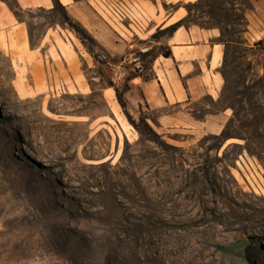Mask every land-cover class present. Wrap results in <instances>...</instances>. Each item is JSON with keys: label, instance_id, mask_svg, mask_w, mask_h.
Instances as JSON below:
<instances>
[{"label": "rangeland", "instance_id": "obj_1", "mask_svg": "<svg viewBox=\"0 0 264 264\" xmlns=\"http://www.w3.org/2000/svg\"><path fill=\"white\" fill-rule=\"evenodd\" d=\"M187 8L190 22L243 38L227 51L219 99L194 104L197 121L228 110L221 129H164L159 112L127 104L125 82L98 63L103 50L59 6L16 11L32 46L65 28L96 65H80L92 78L84 89L23 94V74L0 45V264H264V37L248 38L250 0ZM168 33L134 52L147 78ZM59 61L52 49L49 70ZM105 87L125 107L117 96L113 110Z\"/></svg>", "mask_w": 264, "mask_h": 264}, {"label": "crops", "instance_id": "obj_2", "mask_svg": "<svg viewBox=\"0 0 264 264\" xmlns=\"http://www.w3.org/2000/svg\"><path fill=\"white\" fill-rule=\"evenodd\" d=\"M14 1L19 11H51L55 6L54 0ZM198 1L59 0L69 16L84 27L105 53L108 60L98 63L108 70L115 83L125 82L127 104L157 111L156 119L164 129L186 133L210 131L215 125L221 129L230 116L228 110L206 113L199 121L195 116L199 112L195 103L205 97L217 101L221 95L224 80L220 69L225 54L224 46L215 41L220 35L217 28H202L194 23L181 25L190 14L187 5ZM250 3L251 9L245 13L248 38L262 39L264 0H250ZM176 24L173 31L155 43L170 48L172 56L155 55L148 62L151 75L146 78L141 74L145 70L143 62L133 57L135 50L147 46L157 30ZM73 38L70 30L59 31L54 27L47 29L41 43L32 46L25 21L0 0V45L23 74L19 83L21 93H28V87L37 95L59 84L76 91L90 85L92 78L82 73L80 65L95 67L96 62ZM52 49L60 59L56 62L58 72L61 65L66 72L49 70L46 63ZM101 91L113 104L112 109L117 110L115 88L105 87Z\"/></svg>", "mask_w": 264, "mask_h": 264}, {"label": "trees", "instance_id": "obj_3", "mask_svg": "<svg viewBox=\"0 0 264 264\" xmlns=\"http://www.w3.org/2000/svg\"><path fill=\"white\" fill-rule=\"evenodd\" d=\"M3 1H5V0H3ZM55 1V5H57V6H59L63 11H64V13H65V16H66V18L68 19V20H70V21H73L74 23H75V30H76V32L77 33H79L80 35H83V36H85L84 38H87V39H90L91 41H93L94 43H96L97 44V42L89 35V33L84 29V27L79 23V22H77V21H75V20H73L70 16H69V14L67 13V11H66V9H65V7L59 2V0H54ZM200 1H202V0H200ZM8 5H9V7L15 12V14H16V11L18 10L17 9V6H16V4H15V1H14V5H11V4H9L7 1H5ZM54 8H55V6H54ZM53 8V9H54ZM52 9V10H53ZM190 15H191V12H190V14H189V16H188V18L185 20V22H183V23H181V25H187V24H189V23H192V22H190ZM243 20L245 21V22H247V19H246V17H245V14L243 15ZM194 24H197V25H199L198 23H194ZM178 24H176V25H173V26H171L169 29H170V32L171 31H173L175 28H176V26H177ZM199 26H201V25H199ZM202 28H206V27H203V26H201ZM209 28H216V27H209ZM246 29H247V26H246ZM247 31V30H246ZM220 39V40H217V39ZM215 41L217 42V43H219V44H222L223 46H224V48H225V54H224V59H223V63H222V66H221V69H220V73L222 74V76L224 77V79L226 80V79H228L227 78V75H226V73L223 71V68H224V66H225V63H226V56H227V51L230 49V48H237V47H239V46H242V45H244V42L242 41L243 40V38H239V39H226L225 37H224V34L222 33V32H220V35H219V37H218ZM98 45V44H97ZM147 55H152L151 53H150V51H147ZM164 57H166V58H168V57H171L172 56V53H171V50H170V48H166V50L163 52V53H161ZM157 55V54H156ZM153 57H155V55L154 56H152V58ZM147 78V77H146ZM116 93H117V96H118V98H119V101H120V103H121V105L123 106V107H125V103H124V100H123V98L119 95V93H118V90H116ZM261 94H262V100H263V102H264V90L263 91H261Z\"/></svg>", "mask_w": 264, "mask_h": 264}, {"label": "bare ground", "instance_id": "obj_4", "mask_svg": "<svg viewBox=\"0 0 264 264\" xmlns=\"http://www.w3.org/2000/svg\"><path fill=\"white\" fill-rule=\"evenodd\" d=\"M178 182H179V181H178ZM168 187L170 188V186H168ZM168 187H167V188H168ZM178 187H179V186H178ZM169 190H170V189H169ZM167 193H168V192H167ZM171 194H172V193H171ZM172 198H174V197H172ZM163 204H164V203H163Z\"/></svg>", "mask_w": 264, "mask_h": 264}, {"label": "built area", "instance_id": "obj_5", "mask_svg": "<svg viewBox=\"0 0 264 264\" xmlns=\"http://www.w3.org/2000/svg\"><path fill=\"white\" fill-rule=\"evenodd\" d=\"M143 51H145V50H143Z\"/></svg>", "mask_w": 264, "mask_h": 264}]
</instances>
